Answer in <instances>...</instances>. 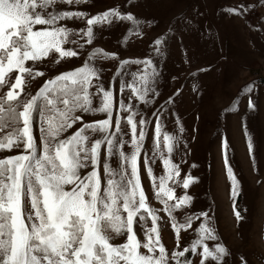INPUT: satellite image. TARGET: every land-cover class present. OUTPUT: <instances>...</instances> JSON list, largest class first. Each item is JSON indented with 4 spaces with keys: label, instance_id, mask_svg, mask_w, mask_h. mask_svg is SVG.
<instances>
[{
    "label": "snow or ice",
    "instance_id": "obj_1",
    "mask_svg": "<svg viewBox=\"0 0 264 264\" xmlns=\"http://www.w3.org/2000/svg\"><path fill=\"white\" fill-rule=\"evenodd\" d=\"M64 3L69 6L67 9L59 8L57 0H0V85L4 84L7 74L18 73L7 92V101L18 99L20 93L17 90H23L26 75L32 78L45 76L44 71H33L27 62L41 61L52 52L58 54L59 59L80 56L79 51L64 47L70 33L84 40L79 44L83 49L85 45H93L97 25L138 23L137 16L131 11L134 3L124 9L113 6L94 15L73 8V0H64ZM79 3L80 0H75L77 6ZM261 9H264V0H241L222 14L247 24L249 17ZM202 15L197 13V16ZM261 15L264 16V12ZM181 19L187 27H192L195 17L182 16ZM78 21L83 22V27L73 32L68 25ZM37 26L40 29L34 30ZM198 27L202 28V24ZM253 28L264 32V19ZM173 39L175 32L170 26L152 38L149 55L144 58L121 59L117 53L104 52L100 58L118 61V71L107 87L104 70L95 64L97 54L102 52L97 48L82 66L48 79L36 95L25 102L22 111L15 114L22 126L14 137L0 140V150L20 149L19 154L0 159V264H191L185 258L190 251L200 255V264H207L210 258L222 264L229 251L225 244L219 243L215 229L209 227V212L188 216L183 223H177L173 215L175 210L191 206L194 198L187 190L196 182L195 177L187 174L182 181L185 192L181 196L176 195L175 188L168 186L169 181L178 180L182 171L180 164L171 158L174 149L181 142L185 152L189 146L183 139L186 130L178 115L173 117L176 134L163 131L164 121L172 116L176 102L183 95L180 87L170 93L160 90L163 78L160 62L165 60ZM180 43H183L182 39ZM71 44L76 45L77 40L73 39ZM132 65L137 66V71L129 70ZM208 70L198 68V72ZM193 78L198 79V75ZM172 79L175 81L178 77ZM93 88L95 91L91 92ZM126 89L130 93L127 97ZM192 91L199 94L198 85H193ZM253 91V88H247L248 108L257 111ZM50 92L72 95L71 102L63 99L66 111L56 130L44 126L43 108H38L41 98L46 102L44 107L54 102L48 98ZM93 97L99 99L98 106H93ZM141 105L145 106L143 112ZM38 110L39 144L33 135V114ZM11 111L15 113V109ZM76 112L80 114L76 115ZM91 113L103 114V118L86 122L84 116ZM122 120L130 126V155L123 151L128 141L121 134ZM150 125H154L153 158L157 154L162 158L166 175L159 178L157 185L152 167L148 166L146 170L152 178V186L157 189L156 200L171 218L177 248L181 231L192 228L194 220L203 221L197 229L200 237L191 248L184 247L171 253L162 241L158 225L160 216L148 203L140 175L141 153ZM69 129L73 130L72 134L59 139L61 133ZM161 144L167 155L161 150ZM248 146L253 147L251 141ZM222 147L227 163L226 134L222 138ZM102 150L106 158L118 155L119 180L114 178L117 173L107 159L102 164ZM148 159L145 154L146 165ZM228 174L235 197L239 181L231 167H228ZM235 216L237 220L242 219L239 211ZM148 218L152 226L144 230L142 241L137 234V225ZM109 229L123 235L124 242H112ZM207 240L216 241L214 250L205 242ZM201 248L202 252H199ZM240 264L248 262L241 257Z\"/></svg>",
    "mask_w": 264,
    "mask_h": 264
},
{
    "label": "rangeland",
    "instance_id": "obj_2",
    "mask_svg": "<svg viewBox=\"0 0 264 264\" xmlns=\"http://www.w3.org/2000/svg\"><path fill=\"white\" fill-rule=\"evenodd\" d=\"M240 2L241 0H80L77 6L73 0V8L78 7L89 15L113 6L124 9L134 3L135 7L131 8V11L137 16L138 23L125 21L116 22L112 26L106 23L97 25L94 29L93 45H85L83 49L79 48V44L84 43V40L79 35L70 33L64 47L79 51L80 56L59 59L58 54L52 52L41 61L27 62L33 71H44L45 76H25L23 90H17L19 97L22 96L21 101L19 97L15 101L6 100L7 92L11 90L18 73L7 74L5 87L0 93L3 97L0 101V140L14 137L22 126L7 107H15L14 104H18L22 111L25 102L36 95L48 79L82 66L89 61L90 53L99 48L102 52L97 54L95 64L104 70L103 79L107 87L118 71V61L100 58L104 52L117 53L121 59L144 58L149 55L152 38L173 26L175 39L170 41L167 56L160 62L163 72L160 90L170 93L180 87L183 89V95L176 102L172 116L164 121L163 131L176 134L173 117L178 115L186 130L183 139L189 146L185 152L181 142L174 149L171 158L174 163L180 164L182 171L178 180L169 181L168 186L175 188L176 195L181 196L185 192L182 187L185 176L190 173L196 178V182L187 190L194 198L191 206L175 210L173 215L177 223H183L188 216H199L201 211H208L209 227L215 229L219 243L225 244L229 251L222 264H240L241 257L246 259L248 264H264V32L253 28L254 24L258 26V21L264 19L261 15L264 9L249 17L247 24L239 18L222 14L229 6ZM57 4L61 9L69 7L64 0H57ZM198 12L203 15L197 16ZM182 16L195 17L193 26L187 27L181 19ZM201 24L202 28L198 27ZM68 27L76 32L83 27V22L70 23ZM39 29L40 26H37L34 30ZM73 39L77 40L76 45L71 44ZM181 39L183 43H180ZM198 68L209 70L198 72ZM129 70L135 72L137 66L132 65ZM194 75H198V79H194ZM173 76L178 77V80L174 81ZM128 82H131L130 77ZM193 85H198L199 94L192 91ZM248 87L254 90L252 98L257 103V111L248 108ZM90 91L94 92L95 89ZM129 94L126 89L125 97ZM48 98L54 102L44 107L46 102L41 98L38 108H43L44 126H51L52 130H56L63 121L62 113L66 111L63 99L67 98L71 102L72 95L50 92ZM9 102L14 103L10 105ZM98 104L99 99L93 97V106ZM140 110L143 112L145 106L141 105ZM100 118H103V114L91 113L84 116L86 122ZM139 118L138 116L137 120ZM39 127L38 110L33 114V135L38 144L41 140ZM139 130L138 126V132ZM72 131L69 129L62 132L59 139L67 138ZM146 132L140 160V175L148 203L160 216L158 225L162 241L170 253L184 247L191 248L200 237L197 229L203 221L194 220L192 228L181 231L177 248L171 218L162 210L163 205L156 200L157 189L152 186V178L146 170L148 166L152 167L157 185L159 178L166 175L162 158L158 154L153 158L154 125H150ZM121 134L128 141L123 151L130 155L131 131L124 120L121 121ZM225 134L228 141L227 163L222 147ZM249 141L253 146L251 149L248 146ZM161 150L167 155L163 144ZM19 152L20 149L15 148L11 151L0 150V159ZM145 154L149 157L147 165L144 162ZM105 159L117 173L114 178L119 180L118 155L106 158L102 150V164ZM228 167L232 168L239 181L238 195L235 197L232 196V180ZM101 171L103 176V169ZM236 211L240 212L241 220H237ZM151 226L150 218L146 222H138L137 234L142 241L144 230ZM108 234L112 242H124L123 235L116 234L114 229H109ZM205 242L214 250L216 241ZM198 251L202 252V248ZM185 258L190 260L191 264H200L199 254L190 251ZM207 264L217 262L210 258Z\"/></svg>",
    "mask_w": 264,
    "mask_h": 264
},
{
    "label": "trees",
    "instance_id": "obj_3",
    "mask_svg": "<svg viewBox=\"0 0 264 264\" xmlns=\"http://www.w3.org/2000/svg\"><path fill=\"white\" fill-rule=\"evenodd\" d=\"M4 85H5V84L0 85V93L3 91V89H4V87H5ZM2 98H3V97L0 96V101L2 100ZM19 99H20L19 101H21L22 96H21V98L19 97ZM13 103H14V102H9L10 105H12ZM22 104H23V102H22ZM6 105H8V104H6ZM10 105H9V106H10ZM14 105H16V106H15V107L10 106V108L7 107V110H8V109H11V110H12V109H15V113L12 111V112H13V117L15 118V114L18 113V112L20 111L21 107H19L18 104H14ZM0 114H2L1 111H0Z\"/></svg>",
    "mask_w": 264,
    "mask_h": 264
}]
</instances>
